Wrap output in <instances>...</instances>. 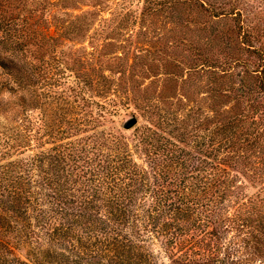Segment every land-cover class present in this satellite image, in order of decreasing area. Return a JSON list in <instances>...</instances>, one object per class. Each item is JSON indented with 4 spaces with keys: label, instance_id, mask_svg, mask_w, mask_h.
Here are the masks:
<instances>
[{
    "label": "trees",
    "instance_id": "1",
    "mask_svg": "<svg viewBox=\"0 0 264 264\" xmlns=\"http://www.w3.org/2000/svg\"><path fill=\"white\" fill-rule=\"evenodd\" d=\"M74 1L0 0V260L31 264L9 254L25 239L65 245L71 256H50L68 263L158 264V239L173 264H264V50L253 33L234 30L231 59L199 54L213 69L209 110L143 100L147 123L128 135L104 127L122 114L119 86L65 49L92 20L50 15ZM148 3L151 14L174 0Z\"/></svg>",
    "mask_w": 264,
    "mask_h": 264
},
{
    "label": "rangeland",
    "instance_id": "2",
    "mask_svg": "<svg viewBox=\"0 0 264 264\" xmlns=\"http://www.w3.org/2000/svg\"><path fill=\"white\" fill-rule=\"evenodd\" d=\"M94 1L53 5L50 15L65 19L86 15L93 22L89 31L65 49L78 58L85 53L92 67L102 66L99 71L121 89L115 97L122 114L115 117V123L104 125L107 130L116 126L131 135L137 126L146 124L140 106L148 99L160 97L176 103L189 98L209 110L203 99L211 94L213 69L201 65L199 54L215 52L219 62L231 59L229 54L242 48L234 30L241 34L250 31L255 36L250 44L264 50V0H174L175 4H169L164 11L151 14L146 13L148 0H101L98 5ZM65 11L71 16L64 15ZM96 31L100 32L99 38L92 37ZM69 64L74 63L70 60ZM192 67L199 68L198 72ZM242 70L239 66L226 73L221 79L224 85L238 84L241 77L237 73ZM178 108L177 105L175 109ZM31 113L36 117L38 111ZM130 120L135 124L127 129L125 124ZM63 246L13 239L9 254L31 264H88L68 263L50 256L53 252L71 256ZM150 247L158 264H173L161 240L151 239Z\"/></svg>",
    "mask_w": 264,
    "mask_h": 264
},
{
    "label": "water",
    "instance_id": "3",
    "mask_svg": "<svg viewBox=\"0 0 264 264\" xmlns=\"http://www.w3.org/2000/svg\"><path fill=\"white\" fill-rule=\"evenodd\" d=\"M134 124H135V121H134V120H130V121H128V122L125 124V127H126L127 129H130V128H132V127L134 126Z\"/></svg>",
    "mask_w": 264,
    "mask_h": 264
}]
</instances>
